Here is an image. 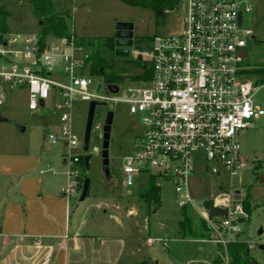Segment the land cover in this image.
<instances>
[{"label":"built area","instance_id":"obj_1","mask_svg":"<svg viewBox=\"0 0 264 264\" xmlns=\"http://www.w3.org/2000/svg\"><path fill=\"white\" fill-rule=\"evenodd\" d=\"M182 1L186 4L183 31L155 36L150 52L142 54L152 71L149 81L125 89L118 85L116 94L107 86V95L96 94V78L85 67L87 51L73 32L61 38L0 35V79L9 91L26 90L31 112L47 109L50 103L59 114L58 132L46 134V140L68 148V200L78 194L81 158L72 153L79 143L67 110L78 102L127 104L130 114L139 118L143 134L137 150L125 160L126 187L132 188L135 177L143 174L155 177L159 188L172 184L179 210L189 207L201 213L215 235L213 243L222 247L229 264L228 246L242 233L240 222L248 218L242 200L235 201L234 192L224 193L200 212L189 184L198 162L215 176L223 168L236 177L248 166L240 158L238 134L264 117L255 103L260 87L257 80L246 79L243 67L254 37L243 19L240 25L239 16L244 18L252 10L245 0ZM5 99L2 91L0 106ZM212 206L227 209L228 218L209 221ZM157 242L167 245L148 240L150 246Z\"/></svg>","mask_w":264,"mask_h":264},{"label":"rangeland","instance_id":"obj_2","mask_svg":"<svg viewBox=\"0 0 264 264\" xmlns=\"http://www.w3.org/2000/svg\"><path fill=\"white\" fill-rule=\"evenodd\" d=\"M245 1L252 11L245 13L243 26L253 32L254 39L249 42L248 57L243 67L246 70V79L256 82L258 76H255L254 72L264 71V0ZM0 5L9 13L8 36L25 37L42 33L40 20L35 17L33 6L28 1L0 0ZM52 8L55 14L68 17L70 33L73 32L78 38L85 40L114 37L116 25L121 22L134 25V39L178 34L184 29L186 17V4L182 0L172 8L163 9V14L131 7L121 0H52ZM142 51L143 49L133 47L131 55L127 58L105 52L104 58L109 65L108 73L126 77V80L119 84L122 89L145 81L131 79L142 71L140 66L134 64L138 60L137 55L142 56ZM107 86L103 79L96 78L93 91L99 95H107ZM259 87L255 103L264 110V82L260 83ZM2 91H5L6 99L0 106V117L6 122L3 124L5 126H1L4 128L0 130V140L29 147L33 153L41 156L44 161L41 166V170L45 172L44 178H59L62 171H69V167L63 165L65 157L69 154L67 146L62 142L52 144L44 139L46 134L58 132L59 114L50 109L51 104L48 103L47 109L31 112L26 90L9 91L0 79V93ZM89 105L78 102L67 110L71 115L72 133L79 143L72 153L84 161L85 158H90L89 170L83 171L79 166L81 170L76 179L78 194L71 201L73 210L75 205L79 204L84 186L82 182L89 179L90 193L82 205L91 206V212L96 211V215L104 217L108 223L113 224L114 218L121 219L124 229L143 235L145 240H166L167 248L164 247V242H157L151 248L146 246L142 249V252L137 254L138 262L143 258L152 261L151 264H214L216 259L222 258L226 264V254L221 250L222 247L213 243L215 235L208 241L210 243L203 245L204 252L198 251V244L182 242L178 237L183 215L178 208L172 184L163 185L160 206L150 209L140 201V195L148 187L147 175L136 176L134 186L126 187L123 172L125 160L137 150L138 139L143 134L139 118L130 114L127 104L108 103L96 108L89 151L85 153L83 139ZM108 112L115 115L109 145V175L104 171L101 158L103 127ZM251 124V127L238 134L240 158L247 162V168L236 177H231L220 168L221 175L215 176L203 162H198L190 179L189 192L195 207L201 212L207 202L220 198L224 193L240 191L242 202H250L251 217L250 220L247 218L240 222L242 233L234 239L249 246L250 264H264V117L253 120ZM133 210L139 213L129 215ZM104 211L107 212L105 216L102 215ZM192 212L198 219H203L198 211ZM110 216H113V219H110ZM142 226L150 231L141 234L139 230Z\"/></svg>","mask_w":264,"mask_h":264},{"label":"crops","instance_id":"obj_3","mask_svg":"<svg viewBox=\"0 0 264 264\" xmlns=\"http://www.w3.org/2000/svg\"><path fill=\"white\" fill-rule=\"evenodd\" d=\"M57 15L68 23L67 16ZM43 162L29 147L0 140V264H151L143 258L138 262L137 254L151 248L148 240L153 238L131 234L119 218L108 223L80 202L73 210L72 198L65 197L68 171L44 178ZM149 231L143 226L139 230ZM181 241L198 244L200 252L210 243Z\"/></svg>","mask_w":264,"mask_h":264},{"label":"trees","instance_id":"obj_4","mask_svg":"<svg viewBox=\"0 0 264 264\" xmlns=\"http://www.w3.org/2000/svg\"><path fill=\"white\" fill-rule=\"evenodd\" d=\"M28 1L33 6L35 17L40 20V26L42 28V36L47 37L53 35L61 38L68 36V23L65 17L57 15L53 12L52 0H19ZM131 7H138L143 9H149L156 13L163 14V9L166 7H174L179 0H121ZM9 13L0 5V35H7V20ZM153 38L140 39L135 38L134 47L143 49L141 54H147L152 48ZM79 45L83 46L87 51L85 59V67L89 71V74L94 78L103 79V81L109 85L118 86L126 80V77H120L113 73H108L109 65L104 58L105 52L115 55L116 46L115 38H97L92 40L80 39ZM141 45H143L141 47ZM144 67L139 65V62L134 63L137 67H141L142 71L139 75L132 77L134 80L149 81L152 78L151 68L146 60L143 61ZM254 75L258 76L257 85L264 82V71H255ZM83 171H86L85 162L81 159L80 163ZM83 181L82 183H84ZM161 188L157 186V180L155 177H149V183L147 189L140 195V201L147 209L152 207L158 208L161 204ZM242 202V201H241ZM242 205L250 220L251 208L250 202L244 201ZM209 208L211 203H207ZM183 215V221L180 223L179 237L183 240H205L211 241L213 231L209 227L208 223L203 219L195 217L192 210L186 207L181 211ZM222 250V248H221ZM229 264H250V249L246 243L232 242L228 246ZM222 258L216 259L214 264H224Z\"/></svg>","mask_w":264,"mask_h":264},{"label":"water","instance_id":"obj_5","mask_svg":"<svg viewBox=\"0 0 264 264\" xmlns=\"http://www.w3.org/2000/svg\"><path fill=\"white\" fill-rule=\"evenodd\" d=\"M242 19H243V15L240 14L239 16L240 25L242 24ZM114 38H115V46H116L115 55L117 57H122V58L129 57L131 55V48L134 47V25L131 23H123V22L118 23L116 25ZM241 54L242 56H245L246 53L245 51H243ZM138 62L141 67H144L142 56L138 58ZM108 90L111 93L116 94L118 92V87L115 85H109ZM41 105L43 106L44 103L42 102ZM103 105H104L103 103H98V102H92L89 105L86 130H85L84 139H83V146H84L85 153L89 151L91 135H92L93 125H94V119H95V114H96V108L98 106H103ZM114 117L115 115L113 112H108L105 117V122H104V127H103V145H102L101 158H102L104 171L107 175H109V168H108L109 167V145H110L112 125L114 123ZM0 122L4 123L6 122V120L0 117ZM44 139H46V135L44 136ZM84 162H85L86 170H89L90 169V164H89L90 158L89 157L85 158ZM90 187H91V181L87 179L84 182L82 193L79 199L80 203H83L87 200L89 193H90ZM234 194H235L234 196L235 201L242 200L240 191H235ZM208 218H209V221H213L216 218L227 219L228 210L212 206L208 213ZM260 234L262 235V231H260Z\"/></svg>","mask_w":264,"mask_h":264},{"label":"flooded vegetation","instance_id":"obj_6","mask_svg":"<svg viewBox=\"0 0 264 264\" xmlns=\"http://www.w3.org/2000/svg\"><path fill=\"white\" fill-rule=\"evenodd\" d=\"M135 40V39H134Z\"/></svg>","mask_w":264,"mask_h":264}]
</instances>
